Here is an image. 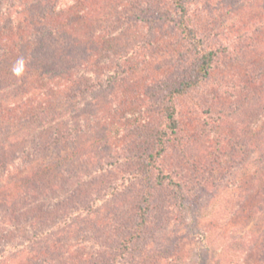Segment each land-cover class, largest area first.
<instances>
[{"label":"rangeland","instance_id":"1","mask_svg":"<svg viewBox=\"0 0 264 264\" xmlns=\"http://www.w3.org/2000/svg\"><path fill=\"white\" fill-rule=\"evenodd\" d=\"M174 1L0 0L12 6L0 16V214L42 236L2 264H109L130 233L147 188L127 185L131 151L142 152L134 135L160 122L199 54L164 18ZM186 3L218 55L178 100L164 167L179 188H154L150 223L122 263L264 264V0ZM126 54L120 80L94 82ZM40 114L73 116L77 131L58 145L55 131L37 133L30 146L43 149L30 157L15 138ZM100 166L105 174L84 178Z\"/></svg>","mask_w":264,"mask_h":264},{"label":"trees","instance_id":"2","mask_svg":"<svg viewBox=\"0 0 264 264\" xmlns=\"http://www.w3.org/2000/svg\"><path fill=\"white\" fill-rule=\"evenodd\" d=\"M186 2L187 0H175L172 5V10H168L163 14L167 22H172L177 27V29L181 31L189 44L199 49L197 62H195L191 67L190 75L187 77V79L183 80L176 86H172L170 91L166 94L167 106L164 109L160 122L158 124L155 123L154 127H151L150 125L139 127L138 129L140 131H137V133L134 135L138 138V140L135 139L134 142L137 145L141 144L140 147L142 148V152L138 153L131 151L132 153L129 160L131 177L129 178L130 183H127V185L131 186L134 183L137 184L140 179L143 178L146 181L147 188H145L144 196L140 200V205L135 208V218L137 219L135 225L130 227V233L128 232L125 238L119 243V248H114V252L109 251L108 258H110V261L107 262L109 264H124L122 263V260L126 258L127 255L131 254V250L133 249L134 245H136L137 241L140 240L141 235L148 227L152 213L154 188H179L177 181L171 174L167 173L164 167V160L170 150L171 144L176 142L178 138L180 127L178 100L180 97L186 94L189 89L200 86L209 78L210 71L218 55V48H205L203 40L204 37L198 33L197 27L195 26L196 23L194 17H192L190 14L189 6ZM152 6L153 5H150L149 8H146L147 11L144 10L143 13H145L147 16H150L151 11L148 12V10L152 9ZM11 7L8 5H0V16L4 15L3 10H10ZM118 20H120L119 22H122L121 24L124 26H133L134 23L135 25H138L139 23L144 22L143 20H141V22L126 21L122 18ZM96 56L97 55H95V57ZM127 59V54L125 56L119 57V59L117 58L114 63L115 66L113 68H109V75L107 77L104 75L100 78H97L99 76L96 75V77L95 75H91V78H97L94 80V82L100 84L101 87H107L113 83H116L126 74V71H124L125 69H122L120 63H126ZM25 122L30 124L31 129L27 131H19L18 134H16L15 142L19 141L18 143L22 144L27 141L29 144L27 145V148L24 149V152L27 150L26 155L30 157H33V151L38 153L40 152V149H43V146L37 149H32L30 146V144H33V142L36 143L38 139H36L37 133H43L48 130L55 131L57 137L54 139L58 145L62 144V142H65V139L67 140L69 136L73 134L72 131H77V126L73 125L76 122V119H74L73 116H70V119H66L63 115L44 117L42 114H40L39 116H28L25 119ZM64 126L67 128L65 129ZM102 167L100 166L98 170H93L90 168L87 173H84V178H86V180L92 179L96 174L101 172V170V173L105 174L104 171L107 169H102ZM78 183L79 182H77L76 178L74 177L72 183H70L73 185H70L71 193L77 189V187L74 189V185L79 187L81 186ZM84 185H87V182L84 181ZM107 193L109 195V192ZM112 194L115 195L116 193L113 192ZM78 213L79 218H81L88 212L86 208H81L80 212ZM124 229L127 230V227L124 226ZM13 232H15L16 236L13 238V241H10L11 239L8 238V235L12 234ZM24 234H30L31 236L29 235L27 239H24ZM41 238V235H38V237L35 236L32 228L22 225L18 222L15 223L13 219H10L8 217L7 210L4 212V214L2 212L0 214V264L14 257L15 255L31 251L36 240H40ZM152 257H155L156 259L154 260L158 261L162 259H160L162 256L156 253H153V255L150 256V258ZM165 258L166 257H163V259Z\"/></svg>","mask_w":264,"mask_h":264},{"label":"clouds","instance_id":"3","mask_svg":"<svg viewBox=\"0 0 264 264\" xmlns=\"http://www.w3.org/2000/svg\"><path fill=\"white\" fill-rule=\"evenodd\" d=\"M23 63H24L23 58H20L19 60H17L16 65L13 68V71L16 72L17 74H19L18 71H17V68H18L19 65H21Z\"/></svg>","mask_w":264,"mask_h":264}]
</instances>
